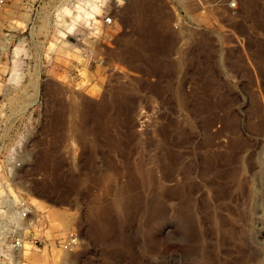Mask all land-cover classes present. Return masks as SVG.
<instances>
[{"label": "rangeland", "instance_id": "374dc122", "mask_svg": "<svg viewBox=\"0 0 264 264\" xmlns=\"http://www.w3.org/2000/svg\"><path fill=\"white\" fill-rule=\"evenodd\" d=\"M215 1L0 8V223L29 226L23 264H264V0Z\"/></svg>", "mask_w": 264, "mask_h": 264}, {"label": "built area", "instance_id": "2783aa9c", "mask_svg": "<svg viewBox=\"0 0 264 264\" xmlns=\"http://www.w3.org/2000/svg\"><path fill=\"white\" fill-rule=\"evenodd\" d=\"M7 0H0V8L5 6ZM215 5L226 7L228 10L234 12L237 9V3L234 0H216ZM105 26L113 24L112 18L107 16L104 19ZM15 214L19 222L26 221L31 214V207L29 204L20 199L14 205ZM6 223H0V264H23L24 259L19 257V253L24 250V243L26 236L24 232L16 227L6 229ZM79 246V238L74 232H70L60 244V247L68 253H73Z\"/></svg>", "mask_w": 264, "mask_h": 264}, {"label": "bare ground", "instance_id": "6f19581e", "mask_svg": "<svg viewBox=\"0 0 264 264\" xmlns=\"http://www.w3.org/2000/svg\"><path fill=\"white\" fill-rule=\"evenodd\" d=\"M259 17H260V16H259ZM259 20H260V19H259ZM260 22H261V21H259V27H261V26H260ZM114 25H115V23H114ZM106 36L108 37V35H106ZM104 38H105V37H104ZM104 38H103V39H104ZM258 62H259V64H262V62H264V53L259 52ZM261 170H264V169H261ZM261 170H260V171H261ZM15 175H16V174H15ZM255 179H256V178H255ZM13 182H14V181H13ZM255 182H256V181H255ZM14 184L19 185L18 182H14ZM19 186H20V185H19ZM29 218H30V217H29ZM29 218H28V219H29ZM28 219H27V220H28ZM27 220H26V221H27ZM26 221H23V222H26ZM28 227H29V226L26 225L25 228H28ZM25 228L22 227V229H20V228H18V229H20V230L22 231V230L25 229ZM25 246H26V243H24V250H23V252L19 253V257H20V258H23L22 255L24 254ZM23 259H24V258H23Z\"/></svg>", "mask_w": 264, "mask_h": 264}]
</instances>
